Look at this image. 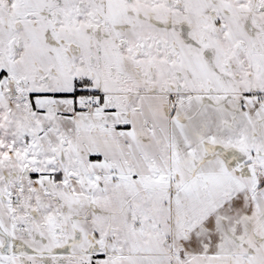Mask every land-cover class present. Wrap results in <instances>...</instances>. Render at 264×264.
Listing matches in <instances>:
<instances>
[{
	"label": "snow or ice",
	"instance_id": "obj_1",
	"mask_svg": "<svg viewBox=\"0 0 264 264\" xmlns=\"http://www.w3.org/2000/svg\"><path fill=\"white\" fill-rule=\"evenodd\" d=\"M0 264H264V0H0Z\"/></svg>",
	"mask_w": 264,
	"mask_h": 264
}]
</instances>
